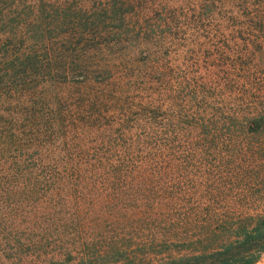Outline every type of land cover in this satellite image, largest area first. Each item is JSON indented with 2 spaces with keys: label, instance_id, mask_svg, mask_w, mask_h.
<instances>
[{
  "label": "trees",
  "instance_id": "1",
  "mask_svg": "<svg viewBox=\"0 0 264 264\" xmlns=\"http://www.w3.org/2000/svg\"><path fill=\"white\" fill-rule=\"evenodd\" d=\"M264 0H0V264H253Z\"/></svg>",
  "mask_w": 264,
  "mask_h": 264
},
{
  "label": "built area",
  "instance_id": "2",
  "mask_svg": "<svg viewBox=\"0 0 264 264\" xmlns=\"http://www.w3.org/2000/svg\"><path fill=\"white\" fill-rule=\"evenodd\" d=\"M253 264H264V252L259 254Z\"/></svg>",
  "mask_w": 264,
  "mask_h": 264
}]
</instances>
